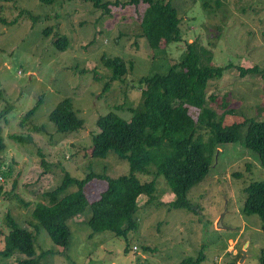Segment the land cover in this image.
<instances>
[{"label":"rangeland","instance_id":"rangeland-1","mask_svg":"<svg viewBox=\"0 0 264 264\" xmlns=\"http://www.w3.org/2000/svg\"><path fill=\"white\" fill-rule=\"evenodd\" d=\"M171 1L181 18L182 41L153 50L143 36L145 3L111 6L110 14H105L92 0L52 4L0 0V112L13 107L7 122H0L6 143L0 154V229L8 234L11 215L20 227L33 231L40 264H184V259L200 254L201 264H260L264 221L244 213V189L264 179V166L245 146L244 127L239 141L217 147L209 174L186 193L189 208L170 206L176 193L157 174L156 166L151 174L138 173L144 182L157 180L156 200L149 204L146 194L140 198L136 213L140 228L128 239L93 232L88 225L91 205L69 222L71 245L66 252L55 246L45 229H35L34 210L48 202L45 193L62 182L65 171L80 179L91 171L110 177L131 172L130 161L112 150L106 157L90 155L99 132L97 120L109 112L131 120V108L144 103L140 79L169 74L190 43L197 41L209 49L215 67L231 66L207 86L208 95L216 96L208 107L217 113V120L225 127L246 119L264 120V0ZM59 36L69 40L65 51L54 44ZM103 55L120 57L133 69L112 79ZM253 66L260 73L241 75V68ZM65 98H71L74 111L85 122L70 133L59 132L49 120ZM197 134L207 141L210 130L199 128ZM106 187L103 179L90 181L85 188L89 203L98 200ZM24 257L0 255V264H15Z\"/></svg>","mask_w":264,"mask_h":264},{"label":"trees","instance_id":"trees-1","mask_svg":"<svg viewBox=\"0 0 264 264\" xmlns=\"http://www.w3.org/2000/svg\"><path fill=\"white\" fill-rule=\"evenodd\" d=\"M41 1L52 4L56 0ZM92 1L105 14H110L111 6L147 4L142 29L143 36L153 50H161L166 45L182 41L181 18L171 0ZM54 44L58 50L65 51L69 40L66 36H59ZM212 60L213 54L209 49L197 41L190 43L181 61L171 68L169 74H155L140 79L144 103L138 109L131 108V120L114 112L100 116L97 120L99 132L93 137L90 155L106 157L112 150L130 161L131 172L110 177L91 171L80 179L65 171L62 182L45 193L48 202L38 204L34 210L35 229L38 232L45 229L55 246L66 252L71 245L69 222L82 215L91 205L92 214L88 225L93 232H111L117 238L128 239L132 232L140 228L136 218L140 198L146 194L149 204H154L156 200L157 180L144 182L138 173L151 174L152 167L156 166L157 174L163 175L176 193L177 199L170 206L189 208L186 193L209 174L217 147L241 139L242 127L247 128L245 146L258 156L264 166V120L246 119L242 124L225 127L217 120V113L208 107V103L216 98L207 93L209 81L224 76L225 70L231 68L230 65L215 67ZM102 62L110 70L112 79L124 77L133 69V64L128 66L120 57L103 55ZM239 71L244 76L258 74L260 68L253 66ZM108 86L107 82L105 89ZM2 97L3 90L0 88V99ZM12 108L8 105L0 112V122H7ZM35 110L27 117H31ZM49 120L62 133L77 131L85 124L74 111L71 98L63 99L51 112ZM35 127L45 129L44 126ZM199 128L210 130L207 141L197 134ZM12 137L19 142L24 140L20 135L14 134ZM5 149L0 126V154ZM42 155L43 166L47 170L48 162L44 153ZM7 173L3 172L4 175ZM95 178L105 180L107 187L100 193L99 199L90 204L85 188ZM73 185L77 189L71 191ZM244 191L247 194L244 213L258 215L264 221V179L252 181ZM7 227V235L0 229V239L5 236V247L0 255L10 257L16 253L24 254L25 257L15 264H40L41 256L37 257L34 232L20 227L11 215L7 216ZM126 251L130 252V248ZM47 253L52 254V251ZM201 261L202 254L195 259H184L183 263L201 264ZM260 264H264V253L260 257Z\"/></svg>","mask_w":264,"mask_h":264}]
</instances>
